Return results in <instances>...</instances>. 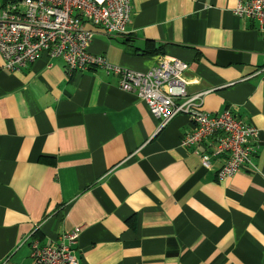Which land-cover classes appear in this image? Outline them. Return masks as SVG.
I'll return each mask as SVG.
<instances>
[{"label": "crops", "instance_id": "crops-1", "mask_svg": "<svg viewBox=\"0 0 264 264\" xmlns=\"http://www.w3.org/2000/svg\"><path fill=\"white\" fill-rule=\"evenodd\" d=\"M239 2L131 0L125 34L87 24L91 52L138 71L183 60L204 111L257 128L255 168L223 181L218 134L181 144L188 114L160 128L101 67L68 76L44 55L10 72L0 53V264H32L33 238L58 242L78 226L79 264H264V40Z\"/></svg>", "mask_w": 264, "mask_h": 264}, {"label": "built area", "instance_id": "built-area-1", "mask_svg": "<svg viewBox=\"0 0 264 264\" xmlns=\"http://www.w3.org/2000/svg\"><path fill=\"white\" fill-rule=\"evenodd\" d=\"M235 14L259 22L264 40V0H240ZM132 17L131 0H0V53L4 69L21 71L42 56L61 59L68 76L89 68L101 67L119 77L121 89L145 101L153 116L165 127L178 114H188L195 128L181 141L193 147L218 134L212 155H224L218 171L223 181L242 168H255L251 140L257 128L238 118L230 109L211 114L203 110V93L190 95L184 80L189 63L161 57L147 71H138L112 63L105 55L91 52L95 30L100 27L109 35L125 34ZM210 156L201 155L210 167ZM82 228L64 232L58 242L41 244L31 241L32 264H79L74 245ZM8 264H11L9 260Z\"/></svg>", "mask_w": 264, "mask_h": 264}, {"label": "trees", "instance_id": "trees-1", "mask_svg": "<svg viewBox=\"0 0 264 264\" xmlns=\"http://www.w3.org/2000/svg\"><path fill=\"white\" fill-rule=\"evenodd\" d=\"M115 35H123V34H115Z\"/></svg>", "mask_w": 264, "mask_h": 264}]
</instances>
